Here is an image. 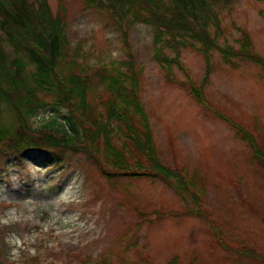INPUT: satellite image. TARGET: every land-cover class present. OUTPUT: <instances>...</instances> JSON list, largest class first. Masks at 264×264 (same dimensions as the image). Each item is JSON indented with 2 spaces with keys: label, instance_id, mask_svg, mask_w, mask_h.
Returning <instances> with one entry per match:
<instances>
[{
  "label": "rangeland",
  "instance_id": "obj_1",
  "mask_svg": "<svg viewBox=\"0 0 264 264\" xmlns=\"http://www.w3.org/2000/svg\"><path fill=\"white\" fill-rule=\"evenodd\" d=\"M47 1L54 13L60 5L65 8L77 70L90 72L124 57L122 33L106 23L103 12L79 0ZM215 6L223 31L219 44L224 36L237 45L234 40L240 34L235 23L247 30L253 50L264 57V1L233 0L230 6ZM151 39L149 25L137 22L128 29L132 54L142 70L139 93L160 161L186 170L196 189H204L203 213H198L201 206L186 193L180 195L161 178L115 174L108 179L80 151L42 148L0 157L5 264H85L87 258L94 264L102 256L107 264H126L125 260L133 264H264V256L257 260L223 249L210 230L215 224L231 242L242 239L264 252V168L253 159L241 133H236L252 132L257 144L264 145V71L241 57L226 64L212 51L208 83L203 86L208 109L192 98L183 83L189 77L194 85H201L202 53L191 47L181 49L180 62L187 74L173 65L175 79H169L152 58ZM90 81L87 99L92 101L100 80ZM64 110L60 108L59 113ZM53 114L61 118L47 108L39 118H28L26 125L41 130L38 121ZM11 115L9 107L0 112V124L12 126L16 118ZM128 147L131 152L121 149L130 163L144 159ZM210 211L211 221L205 217Z\"/></svg>",
  "mask_w": 264,
  "mask_h": 264
},
{
  "label": "trees",
  "instance_id": "obj_2",
  "mask_svg": "<svg viewBox=\"0 0 264 264\" xmlns=\"http://www.w3.org/2000/svg\"><path fill=\"white\" fill-rule=\"evenodd\" d=\"M79 1L87 8L103 12L106 23L121 31L125 44L121 60L112 62L109 67L95 68L85 75L77 70L68 48L64 6L60 5L53 13L47 0H0V112L9 107L11 116L16 118L15 123L22 121L13 132L11 126L0 125V156L18 153L21 148L80 151L108 179L114 178L115 174L158 177L180 195L186 193L198 205L202 195L193 192V179L188 180L187 171L164 165L157 155L151 122L139 93L142 70L132 54L128 29L137 22L152 28V58L169 79H175L173 65L187 74L180 62L181 49L191 47L202 53L205 72L201 85H194L189 77L183 83L192 98L209 109L203 86L208 83L212 51H217L226 64L241 57L264 70V58L252 50L251 38L242 26H235L240 34L234 40L237 46L226 42L224 36L223 44L218 42L223 31L215 3L230 6L233 0ZM5 44L10 47V52L4 48ZM93 77H99L100 84L94 90L93 100L89 101L90 79ZM45 108L60 114L61 118L57 119L53 114L40 121L38 125L42 134L28 136L25 145L16 146L14 143L20 141L26 119L36 118ZM60 108L65 109L63 113H59ZM214 113L229 122V118ZM237 132L251 148L253 159L264 168V145L260 142L258 145L249 131ZM128 145L144 159H134L130 163L121 149L131 152ZM141 224L142 221L137 222L136 228ZM210 230L215 235L221 234L214 224ZM1 239L0 235V257ZM233 242L235 246L224 243L222 246L236 254L246 252L257 260L264 256L252 246L245 247L242 239ZM173 258L175 260L177 256ZM2 262L1 257L0 264ZM124 262L128 264L130 261ZM84 263L90 264L88 258ZM94 264H107V260L102 256Z\"/></svg>",
  "mask_w": 264,
  "mask_h": 264
}]
</instances>
